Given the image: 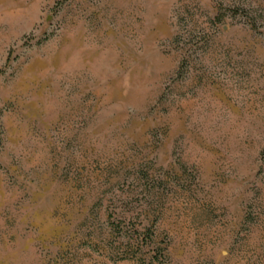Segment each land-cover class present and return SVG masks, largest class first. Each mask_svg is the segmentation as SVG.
Returning <instances> with one entry per match:
<instances>
[{
    "label": "rangeland",
    "instance_id": "1",
    "mask_svg": "<svg viewBox=\"0 0 264 264\" xmlns=\"http://www.w3.org/2000/svg\"><path fill=\"white\" fill-rule=\"evenodd\" d=\"M0 264H264V0H0Z\"/></svg>",
    "mask_w": 264,
    "mask_h": 264
}]
</instances>
